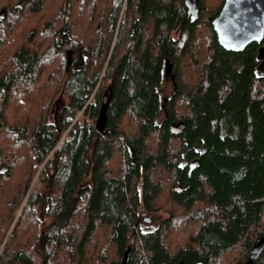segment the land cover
Segmentation results:
<instances>
[{"label":"trees","instance_id":"1","mask_svg":"<svg viewBox=\"0 0 264 264\" xmlns=\"http://www.w3.org/2000/svg\"><path fill=\"white\" fill-rule=\"evenodd\" d=\"M224 2L0 0V264H264V39L223 48Z\"/></svg>","mask_w":264,"mask_h":264},{"label":"water","instance_id":"2","mask_svg":"<svg viewBox=\"0 0 264 264\" xmlns=\"http://www.w3.org/2000/svg\"><path fill=\"white\" fill-rule=\"evenodd\" d=\"M17 6L20 7L21 2ZM190 14L193 21L199 17L195 2L190 5ZM212 24L220 45L228 51H243L254 42L262 44L264 39V0H225L221 11L212 20ZM259 51V57L264 58V47L260 46ZM105 96L106 99L102 102L99 115L95 120L96 129L104 134H106L108 108L112 99V88L110 86L107 87ZM128 149L133 163L135 150L132 146H128ZM188 188L189 185L182 186L178 183L173 187V190L183 191ZM147 220H150L149 217H147ZM257 250L258 246L255 245L253 253ZM128 251L123 255L121 264H127ZM177 264H182V262Z\"/></svg>","mask_w":264,"mask_h":264},{"label":"rangeland","instance_id":"3","mask_svg":"<svg viewBox=\"0 0 264 264\" xmlns=\"http://www.w3.org/2000/svg\"><path fill=\"white\" fill-rule=\"evenodd\" d=\"M173 90H174V86H173L172 80L170 79V77H167L163 81L162 86H161V95H162L163 102L165 100H167L172 95ZM68 99L69 98H68V94L66 91L61 92L58 95V97L55 100V103L53 105V110H52V114H51V120L52 121H54V119H55V115L58 111V108L67 104ZM84 118H85V116H84L83 111H80L77 113V116H76L77 120L83 121ZM64 135H66V134H64ZM31 190L33 192H35L36 194H41L44 197L45 196H51L54 199L57 198L59 193H60V188L58 185H56L55 187H49L47 185V183H43V181H41L38 178L35 179L32 187H31ZM40 207L41 208L39 211H40V213H42V211H43L42 209L44 208L43 203H41ZM146 215H148L146 217H149L150 220H148L146 222L142 221L143 227H145V226L153 227L165 216V214H163V213L146 214ZM150 216H152V217H150Z\"/></svg>","mask_w":264,"mask_h":264},{"label":"flooded vegetation","instance_id":"4","mask_svg":"<svg viewBox=\"0 0 264 264\" xmlns=\"http://www.w3.org/2000/svg\"><path fill=\"white\" fill-rule=\"evenodd\" d=\"M258 72L264 75V61L259 64Z\"/></svg>","mask_w":264,"mask_h":264}]
</instances>
